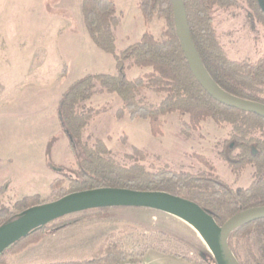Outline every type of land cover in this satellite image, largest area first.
Masks as SVG:
<instances>
[{
	"label": "rangeland",
	"instance_id": "374dc122",
	"mask_svg": "<svg viewBox=\"0 0 264 264\" xmlns=\"http://www.w3.org/2000/svg\"><path fill=\"white\" fill-rule=\"evenodd\" d=\"M117 1L125 17L122 25L120 20L117 30L118 49L137 40L140 32L146 30L155 38L164 39L166 17L154 16L146 23L140 11L142 19H139L134 5L127 0ZM80 3V0H0V87L9 86L17 91L26 88L32 101L29 115L34 120L4 126H25L14 133L31 144L18 147L15 160L21 163L22 155L28 152L30 164L35 165V169L44 167L39 142L57 126L56 104L61 93L70 83L88 73L115 72L112 57L98 49L88 36ZM209 13L214 36L228 59L257 63L264 58V14L251 0L215 5ZM37 73L40 75L36 79ZM146 96L157 103L163 94L147 91ZM86 104L99 108L101 113L84 129L83 138L89 143L96 138L102 139L120 163H133L124 156L132 155L138 149L144 154L140 163L153 173L161 170L208 172L209 169L194 158L197 154L209 159L213 173L232 189L245 188L252 181V165L232 174L221 159L216 144L227 138V128L217 126L211 118L202 121L198 129L190 130L189 136L185 137L181 131L188 115L170 113L161 117L162 136H153L145 119L131 121L125 115L116 119L121 103L115 94L95 95ZM43 108L48 110L41 113ZM60 132L56 134L60 138H56L50 149L53 159L55 145L56 159L62 163L52 168L50 182L56 179L53 189L44 183L43 176L23 172L16 162L10 165L15 185H21L25 190H19V193L38 194L40 204L71 193V182L76 178L72 173L76 168L74 158L63 145L66 138L61 139L62 133L65 135L61 128ZM32 175L34 178H30ZM3 193L4 186L0 187V207L15 213L13 205L17 200ZM75 218L77 220L72 224L59 228L58 225ZM261 224L228 237L239 263L254 264L257 259L264 264ZM110 246L126 254L120 264H153L151 252L181 263L216 264L207 242L187 222L167 212L139 207L91 209L64 216L7 249L2 261L5 264L85 262L103 257Z\"/></svg>",
	"mask_w": 264,
	"mask_h": 264
},
{
	"label": "trees",
	"instance_id": "16d2710c",
	"mask_svg": "<svg viewBox=\"0 0 264 264\" xmlns=\"http://www.w3.org/2000/svg\"><path fill=\"white\" fill-rule=\"evenodd\" d=\"M183 1L193 42L214 82L236 97L264 103V58L257 63L228 59L211 28L210 8L231 5L236 0ZM251 1L258 6L256 0ZM138 9L146 23L154 16L168 19L162 34L164 39H157L146 30L137 41L118 49L117 30L121 15L117 14L114 0H81V16L87 34L98 49L112 57L115 72L88 73L70 83L59 97L57 118L76 165L72 172L76 178L71 182L70 192L100 187L165 191L197 202L219 225L239 211L264 206V118L217 102L195 80L175 32L170 0H139ZM132 67H150L151 71L130 79L126 71ZM147 91L163 96L157 103L151 102L147 99ZM103 93L119 98L121 106L116 119H122L124 115L131 121L145 119L153 136H162L161 117L170 113L188 115L181 131L185 137L189 136L190 130L198 129L202 121L211 118L217 126L227 128V138L216 144L221 159L232 174L252 165L251 183L245 188L232 189L213 173L210 160L197 154L194 158L204 164L208 172L161 170L153 173L140 163L144 154L138 149H135L136 153L124 156L133 163H120L102 139L96 138L89 143L83 138L84 129L101 113L99 108L86 103ZM55 140L56 137L49 140L45 152L51 169L55 165L50 159V149ZM55 182L56 179L49 187L53 189ZM39 197L34 194L17 200L13 205L15 213L0 207V226L14 221L23 210L40 204ZM76 220H67L58 226L70 225ZM258 223H262L260 228L264 232V220H258L234 230L229 237ZM47 227L48 224L37 228L7 247L0 253V264H5L2 255L7 249ZM228 244L234 253L229 241ZM125 257L126 254L110 246L99 259L53 264H120ZM254 264L261 262L256 259Z\"/></svg>",
	"mask_w": 264,
	"mask_h": 264
},
{
	"label": "water",
	"instance_id": "95a60500",
	"mask_svg": "<svg viewBox=\"0 0 264 264\" xmlns=\"http://www.w3.org/2000/svg\"><path fill=\"white\" fill-rule=\"evenodd\" d=\"M264 14V0H256ZM176 35L185 61L195 80L217 102L264 118V103L236 97L220 88L207 72L192 39L183 0H170ZM139 207L172 214L191 225L207 242L216 264H240L228 244L236 229L264 220V206L237 212L219 225L197 202L165 191L100 187L68 193L54 201L20 212L12 222L0 226V253L33 230L64 216L91 209Z\"/></svg>",
	"mask_w": 264,
	"mask_h": 264
},
{
	"label": "crops",
	"instance_id": "0c3cea01",
	"mask_svg": "<svg viewBox=\"0 0 264 264\" xmlns=\"http://www.w3.org/2000/svg\"><path fill=\"white\" fill-rule=\"evenodd\" d=\"M130 4L134 5L133 7H135V12L137 14V16L139 17V19L141 20V15L139 13V10L137 9V4H138V0H127ZM81 2V0H80ZM115 2V7L117 12L121 15V25L124 23L123 18L124 17V12L119 10V3L117 0H114ZM144 32V31H143ZM143 32L138 35V39L141 37V35L143 34ZM137 39V40H138ZM135 40V41H137ZM134 41V42H135ZM131 42V41H130ZM133 42L129 43L128 45L132 44ZM127 45V46H128ZM113 61V60H112ZM114 63V62H113ZM151 68L150 67H145V68H139V67H132L130 69H128L126 71L127 77L128 78H135L137 76L143 75L144 73L150 72ZM48 72V69H47ZM40 73H37V75L35 76L36 79L39 78L37 76H39ZM48 75V74H47ZM48 79V77H47ZM33 81V80H32ZM49 81V79H48ZM27 89L21 87L18 91L15 88H11L9 86H2L0 87V187L4 186V193L3 194H10V196L14 199V201L19 200L25 196H29L28 194L25 195L24 193H19V190H21L22 192H25V190L22 189L21 185H15V178L10 174V165H13L14 162H16L17 164H19L21 166V170L27 171L30 174H36V176H43L44 178V183L48 186L51 180V175H52V169L47 165L46 162V156H45V152H46V146L49 142V140L51 139V135L53 136L54 134H58L61 133L60 132V124L59 121H57V126L59 127V131H58V127L56 126L55 130L51 133H49L48 135H46L44 138H42L39 142V153H43V158H44V167L42 168H36L35 169V165L30 164L31 159H30V155L29 153H24L25 155H22L21 159V163H19V161H16L15 159L18 157V147H23L24 145H26V143H30L31 142L29 140H26L25 138H20V136L16 132L15 130H18V128H25V126H4L5 124H9L11 122H15V123H19V124H25L26 122L29 121H34L33 117L29 115L30 112H32V108L29 107V105L31 104V100L29 99L28 95H27ZM90 101V100H89ZM58 104V101H57ZM57 104H56V109H57ZM48 108L45 110V108L41 109L40 112L44 113L45 111H47ZM127 116V115H125ZM128 117V116H127ZM57 116H56V120H57ZM129 120V118H127ZM137 120V119H135ZM134 121V120H133ZM60 135V134H59ZM62 137L66 138V141L64 142V146L67 147L68 149V140L66 135H64L62 133ZM55 137V136H53ZM56 138H60V136L56 135ZM57 143V142H56ZM69 151V149H68ZM70 152V151H69ZM55 145L53 146V150H52V155H53V159L51 158V161L53 162L54 165H61L62 163H60L59 161H57L56 159V155H55ZM21 157V156H20ZM36 170V171H35ZM35 171V172H34ZM32 175V177L30 178H34ZM25 182V181H24ZM2 194V195H3ZM18 194V195H17ZM19 196V197H18ZM152 254V258H151V262L153 264H190V263H181L178 262V260L176 259H170V258H166V256L160 255L158 253L155 252H151ZM146 255V254H145Z\"/></svg>",
	"mask_w": 264,
	"mask_h": 264
},
{
	"label": "bare ground",
	"instance_id": "6f19581e",
	"mask_svg": "<svg viewBox=\"0 0 264 264\" xmlns=\"http://www.w3.org/2000/svg\"><path fill=\"white\" fill-rule=\"evenodd\" d=\"M199 234V233H198ZM200 235V234H199ZM201 236V235H200ZM201 238H202V236H201ZM203 239V238H202Z\"/></svg>",
	"mask_w": 264,
	"mask_h": 264
}]
</instances>
